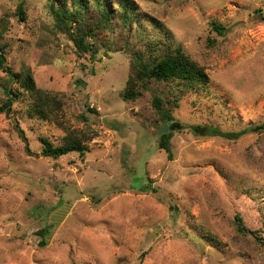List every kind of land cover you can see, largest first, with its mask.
Masks as SVG:
<instances>
[{
    "label": "rangeland",
    "instance_id": "rangeland-1",
    "mask_svg": "<svg viewBox=\"0 0 264 264\" xmlns=\"http://www.w3.org/2000/svg\"><path fill=\"white\" fill-rule=\"evenodd\" d=\"M51 1L0 0L6 65L60 101L58 121L29 118L23 92L9 117L0 113V264H264V130L253 133L264 125V0H101L114 11L132 3L139 18L124 36L103 32L108 46L98 42L93 61L52 29ZM148 48L181 49L209 83L151 82L126 101L133 56ZM155 98L181 124L171 154L159 149L169 126ZM69 134L85 138L84 155H41V139L59 146ZM235 216L262 240L239 233Z\"/></svg>",
    "mask_w": 264,
    "mask_h": 264
},
{
    "label": "trees",
    "instance_id": "trees-1",
    "mask_svg": "<svg viewBox=\"0 0 264 264\" xmlns=\"http://www.w3.org/2000/svg\"><path fill=\"white\" fill-rule=\"evenodd\" d=\"M72 4L73 6L71 5L69 7L67 0L60 3L55 0L49 2L51 27L54 31L64 30L65 33L67 32L81 55L88 54L92 61L96 58L101 47V45H98V42L104 46H108V42L104 41L103 37H101L103 32H111L118 27L122 29L124 36L135 26L136 19L139 18L136 5L129 2L122 4L118 11L111 10L108 2H102L101 0H72ZM24 7V4H20L16 13L20 22H25L27 19ZM212 28L219 35L224 36L225 28L222 25L212 22ZM7 30L8 21L1 19L0 41L4 38ZM147 52L145 54L147 58L142 54L133 56L129 67L130 78L127 81L123 96L126 101L136 100L140 97L141 92L137 91L138 87L140 86L146 90L151 82H176L178 86H183L188 90L203 87L209 83V77L205 69L192 61L181 49H177L175 52L167 51L160 54L148 48ZM6 64L7 51L5 45H3L0 47V70L4 73L6 79L0 82V91L3 98L5 97L4 102L0 105V113L2 115L4 113L9 117L11 109L23 92V94L27 93L30 97L29 118L41 120L56 119L58 121L56 116L60 110V101L51 94L37 89L34 79L29 72L23 71L15 73ZM16 83L18 86L14 90ZM153 104L157 112L162 114L163 123L167 127L169 126V130L163 133L159 139V149H164L171 154L169 142L174 132H176V128L181 124L171 119L169 111L164 110L161 99L155 98ZM13 123L14 129L25 144V151L30 155L29 142L24 130L17 120H13ZM192 128L196 134L199 130H202L205 136L215 135L216 137H223L230 140L239 139L247 134L246 132H222L210 126H196ZM262 130H264V125L254 130L253 133L261 132ZM81 139L85 138H79L69 134L65 137L63 144L55 146L47 138H43L41 139V155L54 160L72 153L84 155L86 147ZM144 188L149 189L150 186L145 185ZM152 189L153 192H157V188L152 186ZM172 210L174 212L178 211L176 207H172ZM233 222H235L236 229L239 233L252 236L256 240H262L257 237L256 232L244 226L239 216H235ZM38 234L42 237L41 242H45L46 230H41ZM42 246H44V243H42Z\"/></svg>",
    "mask_w": 264,
    "mask_h": 264
}]
</instances>
